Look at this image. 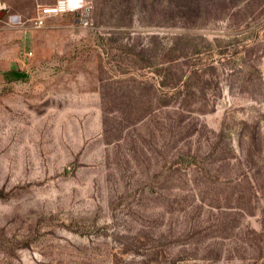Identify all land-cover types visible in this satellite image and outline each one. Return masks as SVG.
Masks as SVG:
<instances>
[{
    "label": "rangeland",
    "instance_id": "1",
    "mask_svg": "<svg viewBox=\"0 0 264 264\" xmlns=\"http://www.w3.org/2000/svg\"><path fill=\"white\" fill-rule=\"evenodd\" d=\"M56 1L0 0V264H264V0Z\"/></svg>",
    "mask_w": 264,
    "mask_h": 264
},
{
    "label": "built area",
    "instance_id": "2",
    "mask_svg": "<svg viewBox=\"0 0 264 264\" xmlns=\"http://www.w3.org/2000/svg\"><path fill=\"white\" fill-rule=\"evenodd\" d=\"M85 7V0H57L52 4L39 5L38 14L33 19V23L36 27H42L51 16L69 12H81ZM2 8L3 6L0 3V11ZM14 21L17 20L14 18Z\"/></svg>",
    "mask_w": 264,
    "mask_h": 264
},
{
    "label": "water",
    "instance_id": "3",
    "mask_svg": "<svg viewBox=\"0 0 264 264\" xmlns=\"http://www.w3.org/2000/svg\"><path fill=\"white\" fill-rule=\"evenodd\" d=\"M7 10H1L0 11V20H2L4 18V16L6 15Z\"/></svg>",
    "mask_w": 264,
    "mask_h": 264
},
{
    "label": "trees",
    "instance_id": "4",
    "mask_svg": "<svg viewBox=\"0 0 264 264\" xmlns=\"http://www.w3.org/2000/svg\"><path fill=\"white\" fill-rule=\"evenodd\" d=\"M24 76V73H19V76H18V78H22Z\"/></svg>",
    "mask_w": 264,
    "mask_h": 264
}]
</instances>
